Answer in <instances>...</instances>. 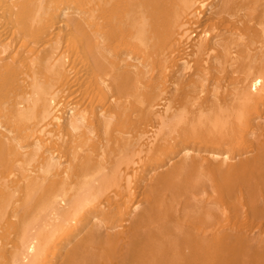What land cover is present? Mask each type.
<instances>
[{
	"label": "bare ground",
	"instance_id": "obj_1",
	"mask_svg": "<svg viewBox=\"0 0 264 264\" xmlns=\"http://www.w3.org/2000/svg\"><path fill=\"white\" fill-rule=\"evenodd\" d=\"M0 264H264V0H0Z\"/></svg>",
	"mask_w": 264,
	"mask_h": 264
}]
</instances>
